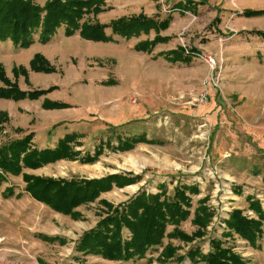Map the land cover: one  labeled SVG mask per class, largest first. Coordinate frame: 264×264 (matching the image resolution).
Segmentation results:
<instances>
[{"label":"rangeland","instance_id":"rangeland-1","mask_svg":"<svg viewBox=\"0 0 264 264\" xmlns=\"http://www.w3.org/2000/svg\"><path fill=\"white\" fill-rule=\"evenodd\" d=\"M44 2L35 0L39 6ZM133 3L116 0L114 10L117 13L129 8L132 15L124 18L143 15L157 25L168 19V26L132 36L129 39L136 42L131 47L129 39L113 35L109 27L104 29L111 37L108 42L78 38V32L59 35L64 26L46 43L34 34L27 48L15 46L9 39L0 41L17 54L24 50L16 56L0 55V90L15 87L25 94L0 98L4 101L0 102V146L32 134V147L45 149L43 140L50 143L51 138L42 139L47 133L44 126L57 123L59 118L41 117L42 110L62 111L63 116L79 110L88 122L100 120L99 128L105 127L108 133L92 137L74 133L73 151L79 154L74 160H60L33 173L24 169L23 173L78 180L120 175L132 180L121 188L112 183L111 189L94 201L75 208L73 217L34 201L23 190L22 176H10L20 185V197L0 196V264H194L190 251L196 250L200 259L213 252L217 240L246 264H264V220L257 247L226 226L229 213L235 210L258 221L259 214L250 207L252 202H258L264 214V40L251 34L264 32V0H147L137 8ZM104 8L98 15L84 16L82 22L108 26L114 20L103 24L98 19H107L113 8ZM248 10L262 14L243 16ZM175 16L182 20L175 23ZM93 18L96 20L91 22ZM156 36L165 41L149 52L140 49L142 43ZM35 42L38 46L31 47ZM209 56L214 59V68L205 62ZM155 59L163 67L158 65L151 71L150 63ZM131 65L135 73H123L125 81L120 84L119 74ZM40 75L50 79H40ZM121 86L127 92L132 90L123 99ZM35 91L45 93L37 98L27 96ZM51 93H58L65 102L50 100ZM202 93L208 98L204 105L197 102ZM48 103L65 107L51 109L46 107ZM106 120L115 126L106 125ZM67 121L52 128L59 124L63 131ZM140 135L150 143L139 142L126 151L109 148ZM98 145L104 150L95 162H80L85 154L92 156ZM177 186H195L198 190L197 194L186 192L189 215L177 228L190 237L200 230L201 237L190 242L165 237L162 245L149 249L144 258L128 262L77 252L79 237L109 213L108 205L119 207L137 194L163 190L172 197ZM17 191L12 189L13 194ZM201 205L210 215L203 228L193 223L196 215H202L198 211ZM174 227L169 225L166 233ZM40 235L57 240L48 242ZM167 244L174 249L170 259L161 255Z\"/></svg>","mask_w":264,"mask_h":264},{"label":"trees","instance_id":"trees-1","mask_svg":"<svg viewBox=\"0 0 264 264\" xmlns=\"http://www.w3.org/2000/svg\"><path fill=\"white\" fill-rule=\"evenodd\" d=\"M104 0H45L43 6L35 3V0H0V41L10 40L15 46L27 48L33 42V35L39 34V41L46 43L55 31L64 26L65 36H73L76 32L80 38L94 42H108L110 36H106L104 29L111 28L112 34L126 39L147 33L151 29H164L169 20L159 25L152 19L143 15L130 18H118L111 21L108 26L98 22H82L84 16L98 15L104 11ZM261 11H245L243 16H260ZM264 40V32H251ZM165 41L156 36L151 41L142 43V50L146 52L157 44ZM44 91H35L27 94L28 97L37 98ZM25 94L17 88L1 89L0 98H20ZM51 109L65 107L62 103H48ZM32 134L21 139L13 140L0 146V186L5 182L6 175L22 176L24 192L36 202L46 205L51 210L62 215L76 216L73 210L81 205L94 201L100 193L111 189L114 183L117 187L130 184L132 180L120 175H111L100 179H53L39 177L23 173L24 169H38L60 160H74L79 154L73 151L77 135L67 133L58 139L54 148L37 149L32 147ZM139 142H149L143 135L134 136L124 140L111 148L112 151L131 150ZM104 147L98 145L88 156L81 157L80 162L92 163L102 154ZM172 197H167L164 190L159 194H137L128 203L119 207L108 205L111 210L91 229L84 232L77 241L76 250L82 256H95L108 261L128 262L144 258L146 252L162 245L165 237L177 238L184 241H192L202 236L200 230L191 237L184 234L177 227L188 218L190 198L186 195L197 194L195 186H177ZM13 196L11 188H6L2 193L3 198ZM17 198L20 196L17 194ZM107 207V203L103 202ZM252 210L259 214V220L247 219L240 211H232L226 220V226L234 233L240 235L248 243L257 247L261 237V225L264 214L258 202L250 204ZM198 211L202 215H196L193 223L200 228L210 215L204 213L201 205ZM169 225L175 226L171 233H166ZM45 241L54 242L57 237L40 235ZM213 252L198 257L196 250L189 255L194 264H246L240 256L232 253L229 248H222L221 242L213 243ZM174 249L167 244L161 255L165 259L173 257ZM198 257V258H197ZM160 263H163L162 260Z\"/></svg>","mask_w":264,"mask_h":264},{"label":"crops","instance_id":"crops-1","mask_svg":"<svg viewBox=\"0 0 264 264\" xmlns=\"http://www.w3.org/2000/svg\"><path fill=\"white\" fill-rule=\"evenodd\" d=\"M146 1L147 0H138V1H135L134 0V3H133V5H134V8H137V7H140L141 5H146L145 3H146ZM193 1H198V0H193ZM116 2V0H113L112 2H109V0H105V5H106V8H113L112 9V13L111 14H108V17H107V19H105V20H101V19H98V21L100 22V23H109L111 20H115V19H117V18H119V17H129V16H131L132 14L129 12V8H126V9H124L123 11H117V13H116V11L114 10V4L113 3H115ZM127 3H125L124 5H126ZM120 4H117V6L116 7H118ZM123 5V6H124ZM124 8H125V6H124ZM136 10V9H135ZM114 11V12H113ZM132 11L134 12V9H132ZM120 12V13H119ZM96 20V19H95ZM94 20V18L91 20V22H94L95 21ZM179 20H182V19H180V18H178V17H174L173 18V21L176 23V22H178ZM64 31V29L62 30V28H61V31H59V35H61V32H63ZM77 35V34H76ZM77 37L79 38V36L77 35ZM114 38V40L117 42V43H119L117 40H120V38L119 37H113ZM115 38H117V39H115ZM87 44H89V45H91V44H93V43H91V42H89V41H85ZM128 43L130 42V46L129 47H131V46H133L134 44H135V42L136 41H133L132 39H129L128 41H127ZM100 43V42H99ZM99 43H95L94 45H106L107 47H109V46H111V47H114L112 44H99ZM48 44V43H47ZM49 45V44H48ZM35 46H38V43H34L33 44V46H31V47H35ZM106 46H103V47H106ZM117 46V45H116ZM106 47V48H107ZM107 49H109V48H107ZM200 50V49H199ZM203 50V49H202ZM20 52V53H19ZM18 52V54L17 53H15V51L11 48V46L10 45H8V44H5V45H0V55H9V56H16V55H19V54H21L22 52H24V50H20ZM125 53H126V49H125V51H124ZM133 55V54H132ZM151 58H152V56H151ZM151 58H150V60H151ZM161 61H159V59H155L153 62H148V63H150V66H153V67H151V71H154L153 69L156 67V66H161V67H163V65L162 64H159ZM167 66H169V65H167ZM123 73H135V70H134V67L131 65L130 66V68H129V70H125L124 69V71L123 72H121L120 74H119V83L120 84H122V81H125V77H123L124 76V74ZM40 76H42L40 79H50L49 78V76H47V75H40ZM46 76V77H45ZM94 76H92V78H93ZM121 88H123V90H122V92H121V97H122V99L123 98H125V96H126V94L127 93H130L132 90L130 89L128 92L126 91V89L127 88H124V87H122L121 86ZM129 88V87H128ZM133 88H135V87H133ZM81 92H83V91H81ZM48 98L50 99V100H52V101H54V100H56V101H60V102H65V99L62 97V96H60V95H58V93H51V94H49L48 95ZM0 102H4V101H0ZM1 104V103H0ZM206 104V103H205ZM202 105H204V104H202ZM38 106H39V104H38ZM39 109V108H38ZM27 110L29 111V112H32V109L31 108H27ZM11 111H13V107H11ZM41 112H43V114L41 115V117H43V116H47V119H51V118H53V119H55L56 117H58L59 118V121H57V123H61V122H63V121H65V120H69V121H67V124H69V125H66V128L63 130V131H60V127H59V124H58V126H55V127H53L52 128V126L55 124H57V123H53L52 121V124H49V125H46V126H44L45 128V132H47L46 133V135L42 138V139H44V138H46V139H49V138H51V141H50V143H47L48 141H46V140H43L44 142L43 143H45V145H43L42 147L43 148H52L55 144H56V142L58 141V139H60V138H62L65 134H67V133H77V132H79V133H81L82 135L84 134V135H87V136H90V137H92V136H101V135H106V134H108L107 133V131L105 130V127H100L99 128V125L98 124H102L101 122H100V120H98V119H95V120H93L92 122H88L87 120H85V119H82V112H79V110H77L76 112H72V113H70V115L68 114V116H63V113H62V111H41ZM77 114V116L75 117V118H70V116H73V115H76ZM70 118V119H69ZM102 122L104 121V120H101ZM106 122V125H108V126H115L114 124H111V125H109L110 123L108 122V120H106L105 121ZM71 125V126H70ZM42 126V125H41ZM41 126H36V127H39L40 129H41ZM58 128H59V132L57 133V132H55L56 130H58ZM62 128V127H61ZM110 127H108V129H109ZM63 129V128H62ZM105 130V131H104ZM5 131H8L7 129L5 130ZM55 133H57V134H55ZM84 135H83V137H84ZM41 139V140H42ZM39 148V147H38ZM25 172H27V173H33V170H28V169H26V170H24ZM5 177V182L4 183H2L1 184V186H0V196H1V198L2 199H5V198H3L2 197V193L5 191V189L6 188H11V189H13V192L15 191V189L16 190H18L17 191V193L15 194H13V196L12 197H14L15 195H17V194H19L20 193V190H19V184L17 183V182H15V181H13L12 179H10V175H6V176H4ZM12 197H10V199L12 198ZM6 199H9V198H6Z\"/></svg>","mask_w":264,"mask_h":264},{"label":"built area","instance_id":"built-area-1","mask_svg":"<svg viewBox=\"0 0 264 264\" xmlns=\"http://www.w3.org/2000/svg\"><path fill=\"white\" fill-rule=\"evenodd\" d=\"M214 59H212L210 56L208 58H205V62L211 67V68H214ZM206 93H202L199 97H198V101L199 104L201 103H206L207 102V97H206Z\"/></svg>","mask_w":264,"mask_h":264}]
</instances>
